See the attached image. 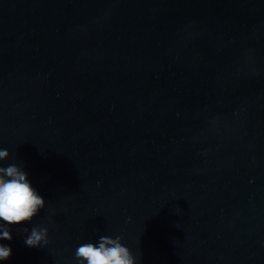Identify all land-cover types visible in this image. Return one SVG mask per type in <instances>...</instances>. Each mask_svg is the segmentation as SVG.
Here are the masks:
<instances>
[{"label": "water", "instance_id": "1", "mask_svg": "<svg viewBox=\"0 0 264 264\" xmlns=\"http://www.w3.org/2000/svg\"><path fill=\"white\" fill-rule=\"evenodd\" d=\"M0 148L46 201L3 264H264V0H0Z\"/></svg>", "mask_w": 264, "mask_h": 264}, {"label": "clouds", "instance_id": "2", "mask_svg": "<svg viewBox=\"0 0 264 264\" xmlns=\"http://www.w3.org/2000/svg\"><path fill=\"white\" fill-rule=\"evenodd\" d=\"M10 153L0 148V264L12 254V225L31 223L45 207L46 201L29 179L24 166L7 164ZM27 235L24 244L30 248H42L48 244V229L33 226L22 229ZM76 264H139L137 256L123 243L120 236L102 235L96 242H87L76 247Z\"/></svg>", "mask_w": 264, "mask_h": 264}]
</instances>
